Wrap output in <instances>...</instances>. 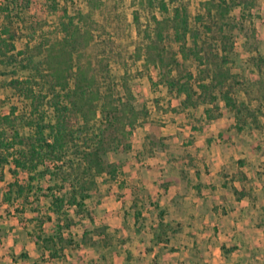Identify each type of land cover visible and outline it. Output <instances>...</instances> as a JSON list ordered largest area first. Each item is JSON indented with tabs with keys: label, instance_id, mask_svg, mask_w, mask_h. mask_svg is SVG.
Listing matches in <instances>:
<instances>
[{
	"label": "rangeland",
	"instance_id": "374dc122",
	"mask_svg": "<svg viewBox=\"0 0 264 264\" xmlns=\"http://www.w3.org/2000/svg\"><path fill=\"white\" fill-rule=\"evenodd\" d=\"M215 1L29 0L30 15L40 22L48 20L45 32L52 30L66 10L67 16L79 12L92 16L98 25L91 27L97 39L113 37L115 57L108 53V45L94 53L107 60L114 76L115 103L131 105L138 112L132 135L107 154L118 174L115 179L108 175L96 179L87 201L91 217L79 219L76 209L70 210L75 222L70 230L73 245L58 258L36 248L34 264H231L232 235L241 227L262 238L264 259V98L255 97L257 92L253 95V88L247 87L264 78V67L260 73L255 64L258 58L264 59V0H254L245 13L233 8L222 22L233 45L228 53L220 52L225 64L221 59L219 64L230 75L227 84L233 86L235 100L245 105L241 123L225 105L221 88L213 93L214 104L200 103L197 96L187 101L176 92L169 93L165 81L177 78L201 94L199 74L205 65L190 55L184 58L169 22L157 25L155 20H169L178 8L187 12L192 24H199L196 18L207 22L208 9L214 10ZM55 7L59 8L56 12ZM111 9L123 26L119 35H110L109 27L104 32L99 27L102 12ZM23 34L16 42L17 50L26 44L31 50L36 42L29 43L25 31ZM157 48L162 50L164 65L153 63ZM80 51L87 52L84 47ZM174 55L180 66L170 63ZM168 65L173 66L171 71ZM9 79L0 75L1 114H7L13 104L19 111L24 107L12 95V88L3 87ZM206 110H212L211 118ZM4 170L0 245L6 248L12 238L20 244L27 237L32 239L27 232L35 228L33 210L38 206L44 214L49 201L42 199L37 204L30 199L22 206L3 203L7 183L12 180L7 168ZM239 172L245 179L237 177ZM25 177L20 174L21 180ZM136 212L141 213L139 219ZM160 221L169 225L168 242L156 240L162 231ZM50 228L51 223H46L45 230ZM100 230L108 235L105 243L98 237ZM12 256L18 258L10 264L28 261L19 251Z\"/></svg>",
	"mask_w": 264,
	"mask_h": 264
},
{
	"label": "trees",
	"instance_id": "16d2710c",
	"mask_svg": "<svg viewBox=\"0 0 264 264\" xmlns=\"http://www.w3.org/2000/svg\"><path fill=\"white\" fill-rule=\"evenodd\" d=\"M253 3L254 0H216L214 10L208 9L207 22L196 18L197 25L192 24L185 10L178 8L169 20L154 19L157 25L169 22L184 58L190 55L199 65H205L199 74L201 94L177 78L165 80L169 93L176 92L187 101L197 96L200 103L214 104L217 98L213 93L221 88L225 105L234 112L238 123L243 121L245 105L235 100L234 88L227 84L230 75L223 73L219 64V59L225 64L220 52L228 53L233 45L222 22L233 8L245 13ZM28 5L29 0H5L0 4V75L10 76L3 87L12 88V95L24 104L21 111L13 104L7 114L0 113V180H5L7 168L12 180L7 183L3 203L22 206L30 199L37 204L42 199L49 201L44 214L38 206L33 210L32 221L36 224L27 234L37 248L58 258L73 245L70 230L75 222L70 210L76 209L75 217L79 219L91 217L87 201L96 179L103 175L115 179L118 174L117 165L108 161L107 154L113 146L122 144L121 139L132 135L138 112L131 105L115 103L114 76L107 60L94 53L108 45V53L115 57V42L112 36L107 42L93 35L91 27L97 23L92 16L83 12L67 16L64 10L52 30L45 32L48 20L38 21L30 15ZM55 9L54 12L59 8ZM161 9L167 12L163 3ZM114 10L102 12L99 27L103 32L109 27L110 35H119L123 26ZM24 31L29 43L36 42L31 50H27L29 44L17 50L16 42ZM157 35L161 37V32ZM82 47L87 52L80 51ZM161 51L157 48L153 58L157 66L165 63ZM176 57H171L170 63L180 66ZM255 64L262 73L264 59L258 58ZM172 67L168 65V71ZM247 87L253 88L251 94L257 92L255 97L264 98V78ZM211 112L205 111L207 118L212 117ZM21 173L26 175L24 180L20 179ZM239 176L245 179L242 172ZM135 215L139 219L141 213ZM46 223H51L48 231ZM158 227L162 231L156 236L157 242H168L169 225L160 221ZM98 233L100 241L107 242L108 235H102L103 230Z\"/></svg>",
	"mask_w": 264,
	"mask_h": 264
},
{
	"label": "crops",
	"instance_id": "0c3cea01",
	"mask_svg": "<svg viewBox=\"0 0 264 264\" xmlns=\"http://www.w3.org/2000/svg\"><path fill=\"white\" fill-rule=\"evenodd\" d=\"M232 236L234 237L235 244L232 246L233 253L231 258H234V260L230 258L231 264H264L262 252L263 240L261 237L257 236L251 231V229L246 227H241ZM12 239V244L10 245L8 243L6 248H3V246L0 245V264L12 263L13 258H18L17 256L13 257L12 253L18 254V251L19 255L24 253L25 256H27L26 258L28 261L22 262L21 260H18V263L16 262L17 264H34L36 261L34 253L37 248L35 242L29 237L26 238L27 240L23 239L25 242L24 244L17 242L19 241L17 238Z\"/></svg>",
	"mask_w": 264,
	"mask_h": 264
}]
</instances>
